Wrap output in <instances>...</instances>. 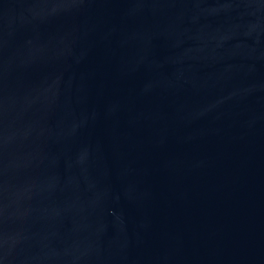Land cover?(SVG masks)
Listing matches in <instances>:
<instances>
[{"label": "water", "instance_id": "water-1", "mask_svg": "<svg viewBox=\"0 0 264 264\" xmlns=\"http://www.w3.org/2000/svg\"><path fill=\"white\" fill-rule=\"evenodd\" d=\"M0 264H264V0H0Z\"/></svg>", "mask_w": 264, "mask_h": 264}]
</instances>
